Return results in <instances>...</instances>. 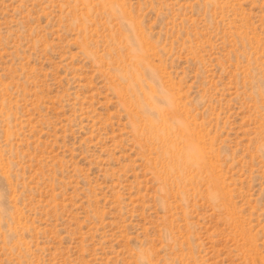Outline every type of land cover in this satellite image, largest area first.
Wrapping results in <instances>:
<instances>
[{
    "label": "rangeland",
    "instance_id": "374dc122",
    "mask_svg": "<svg viewBox=\"0 0 264 264\" xmlns=\"http://www.w3.org/2000/svg\"><path fill=\"white\" fill-rule=\"evenodd\" d=\"M0 264H264V0H0Z\"/></svg>",
    "mask_w": 264,
    "mask_h": 264
}]
</instances>
